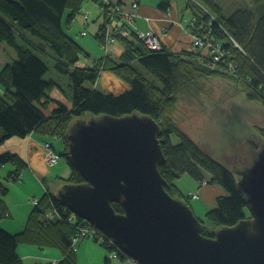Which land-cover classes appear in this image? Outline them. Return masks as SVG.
<instances>
[{
	"label": "trees",
	"instance_id": "trees-1",
	"mask_svg": "<svg viewBox=\"0 0 264 264\" xmlns=\"http://www.w3.org/2000/svg\"><path fill=\"white\" fill-rule=\"evenodd\" d=\"M95 1L107 21L104 9L107 0ZM135 1H130V10L120 1L115 2L131 12ZM177 3L178 0H161L159 8L166 11ZM184 3L193 19L190 26L194 35L206 41L203 47L195 46L193 41L187 50L173 52L165 46L151 50L132 34L119 37L124 51L118 58L107 53L92 66H83V46L65 29V22L71 25L80 12L83 0H0V43H8L17 54L16 59L0 69V148L13 137L26 138L32 134L62 139L65 147L62 155L72 169L68 178L56 177L61 186L55 191L48 186L49 194L46 191L37 200L22 232L10 233L0 228V264H19L20 244L59 248L64 254L60 264H79L73 245L76 230L63 220H51L47 224L45 213L52 206L59 212L65 209L57 195L64 184L84 182L69 158L66 136L73 120L86 114L94 118L134 113L152 117L161 126L159 139L166 161L159 170L167 181L168 193L192 206L174 184L181 174L187 173L199 183L208 179L228 192L216 198L214 209L206 213L216 228L236 226L250 216L245 194L238 186L239 170L228 169L212 159L176 126L172 115L181 94L188 93L203 77L222 74L241 82L248 99L264 106V0L245 2L229 15L218 0H184ZM25 30L37 36L41 43L29 39L23 33ZM96 38L102 40L101 36ZM215 46L226 52L220 61L212 56ZM49 63L67 76L69 103L53 97V92L62 90V85L47 79ZM104 70L114 73L128 88L121 92L99 89L97 82ZM174 137L178 138L177 143ZM47 144L56 152L51 140ZM5 165L15 167L7 177L14 181L27 162L20 154L7 151L0 153V167ZM8 193L0 181V196ZM113 207L117 213H124L121 203H114ZM7 213V207L0 204V221L9 216ZM203 234L215 236L206 229ZM102 246L111 247V251L114 248L108 237Z\"/></svg>",
	"mask_w": 264,
	"mask_h": 264
},
{
	"label": "water",
	"instance_id": "water-1",
	"mask_svg": "<svg viewBox=\"0 0 264 264\" xmlns=\"http://www.w3.org/2000/svg\"><path fill=\"white\" fill-rule=\"evenodd\" d=\"M160 131L155 119L138 113L76 122L66 138L84 182L64 184L58 198L139 264H264V143L237 173L251 216L213 237L203 234L191 207L166 190Z\"/></svg>",
	"mask_w": 264,
	"mask_h": 264
},
{
	"label": "rangeland",
	"instance_id": "rangeland-1",
	"mask_svg": "<svg viewBox=\"0 0 264 264\" xmlns=\"http://www.w3.org/2000/svg\"><path fill=\"white\" fill-rule=\"evenodd\" d=\"M179 1L181 0H178V2ZM218 2L222 7L226 9V13L229 15V13L237 10L240 5L243 6L245 2H250V0H218ZM68 14H70V12L67 13V15ZM78 16H80V13H77L76 19L73 20L71 25H68V23L66 24L65 22V29L67 33L71 37L80 41L78 43L83 42V40L85 39L96 40L94 24H92L91 27L87 26L85 27V29H83L80 25L77 24L76 20L80 19V17ZM102 21L103 18H100L99 22L96 23V27H98V25ZM83 30L87 32L88 37L86 35H80ZM23 33L29 39L41 43V40L37 36L33 35L31 32L25 30ZM116 44H118V41ZM97 47H99L98 44ZM47 50L53 52L50 47H47ZM11 53L14 54V57L16 59L17 54L14 48L6 42H1L0 59H7V57L10 56ZM88 53L90 54L91 58L96 57L95 53ZM102 53V58H105L106 55H104L103 51ZM49 66L51 70L47 75V79H54L62 85V90L58 91L65 99L64 101L69 103L70 98L67 99V96L70 89L67 76L57 72L54 68L53 63H49ZM148 76L151 77V75L149 74ZM99 89H101V87H99ZM247 96L248 95L245 90V86H243L241 82H235L234 80H230L224 74H222L221 76L215 75L210 77H203L199 80L195 87L189 90L188 93L181 94V97L179 96L180 100L178 106L173 112L172 118L176 126L182 132H185L189 138H192L195 143H197L199 148L202 149L205 153H207L212 159H216L219 163H221L223 166H226L228 169H231L233 171H241L246 166L251 165L253 160L257 158V153L260 149V143H264V106H262L260 103H257L256 101H251L250 99H248ZM90 119H94V116L86 114L82 118L73 120L71 126L76 122L89 121ZM13 139L18 138L13 137L7 140L6 144L12 141ZM174 139V142L177 143L178 138L174 137ZM45 140L46 141L43 143V145H41V149L44 154V157L46 158L47 167L50 171H52V173L55 172L53 171V168L57 167L60 172L57 176L64 179L68 178L71 175L72 169L67 159L64 157V155H62L65 149L62 139L46 138ZM48 140H51L52 143L56 145V152H54L52 148L47 145ZM53 153L56 155H53ZM52 155L54 160H49L48 158ZM56 162H58V165L56 164L57 166L55 165ZM1 168L2 167H0V169ZM23 171H30V167L26 166L22 170L18 179L16 178V180L14 181H9L7 177L10 176V170H6V173L4 174H2L0 170V179L6 177L1 181V183L3 184V181L15 183L16 181H21L24 177ZM42 183L45 192L47 191V193L49 194L48 186L51 188V190L57 189L58 183L61 182L59 181L57 183V187H55L54 185L50 186L49 183H46L45 180H42ZM174 184H176L181 193L186 196V199L193 203V205L190 207L193 210L194 214H196L197 217L202 221L204 228L212 234L216 232L218 228H216L215 225L209 221L206 213L214 209L217 203L215 202L216 198H218L219 196H226L228 192L224 190V188L219 184H211L208 179L204 180L203 183H199L187 173L181 174L175 180ZM209 188L211 189L210 191H208ZM51 190L49 191L51 192ZM195 194H198L197 197H195ZM6 197L7 201L9 199L10 206L16 207L21 205L32 204L33 209L36 205L35 200L40 199L36 197H30L29 200L31 202H23L19 200L17 194L13 190L11 191V193L9 192ZM64 207L65 209H63L62 212H59L56 208L52 206L45 213L46 223H50L51 220H63V223L66 222L68 226L74 228L76 230V233L73 237L74 245L77 244V242L80 240H93L96 242H98V240L99 242L105 240V233L99 230L95 225L93 226L98 229V236L101 239L98 237H96V239L98 240L88 239L84 238V236L79 234L78 229L81 230L82 228H85L86 230H89L90 227H84L85 224L79 225L78 223L73 225L72 223H70L69 220L71 218H75L79 221H82V218L79 217L75 212H72L70 209H68L65 205ZM7 214L10 216L9 212ZM48 215H50V218L48 217ZM13 216L14 218H16L17 214L14 213ZM3 219H11V217ZM83 220H85V223L91 225V223L86 219ZM113 247V251H110L111 253L108 259L123 257L124 259H129L133 262V264H135V261L125 256L119 248L115 247L114 245ZM110 249L111 247L109 248V250Z\"/></svg>",
	"mask_w": 264,
	"mask_h": 264
},
{
	"label": "crops",
	"instance_id": "crops-1",
	"mask_svg": "<svg viewBox=\"0 0 264 264\" xmlns=\"http://www.w3.org/2000/svg\"><path fill=\"white\" fill-rule=\"evenodd\" d=\"M114 1H120L122 6H125L128 9L130 8L129 3L131 0ZM183 1L184 0L179 1L177 5H174L165 11L159 8L161 0H140L139 9L136 11L138 13L135 23L136 26L143 31L149 30L156 33L163 46L173 52L190 49L193 46L192 38L194 33L190 26L193 19L190 18V12L185 8V3H183ZM84 12H88L89 14L88 25H85L83 17ZM79 13L80 16L78 17H80V19L76 20L77 24L83 29L87 26L91 27V25L94 24L95 34L100 37L99 33L105 22V19L101 16L100 5L95 0H83V5ZM100 18H103V21L100 22L98 27H96V23L99 22ZM83 32L86 31L83 30L80 35L87 36V32L85 35ZM80 44L85 51L82 55L83 58L81 60V65L92 66L94 63L102 59V51L104 52L102 48V40H98L97 38L96 40L85 39ZM97 44L99 47H97ZM123 51L124 48L122 44L118 42V44L112 48L110 55H114V57L118 58ZM88 52L95 53L96 57L91 58ZM104 55H106L105 52ZM14 59L15 57L13 53H11L7 59H0V69ZM97 86L101 87L102 90L113 92H121L128 88L126 82H123L114 73L108 70L101 72ZM52 95L58 100H65L58 89H56ZM45 139V137L32 134L26 138L13 139L0 148V153L12 151L13 153L21 154L23 156L22 158L27 162V166L30 167V171H23L24 177L21 181L17 183L3 181V184L8 188L10 193L12 190L15 191L20 201L31 202L29 200L30 197L41 198L45 192L42 180H45L50 186L54 185L57 187L59 181L56 177L60 172L57 167H54L53 171H55L54 173H57L54 174L46 165L44 154L41 149V145L46 141ZM1 167L0 170L2 174L6 173V170H10L9 173H11V171L15 169L12 165ZM5 178L6 177L1 178L0 181ZM55 190L56 189H53V191ZM210 190L211 189L209 188L208 191ZM7 197L0 196V204L5 205L7 211L10 213V216L5 218L11 217V219L1 220L0 228L5 229L10 233L22 232L26 226L28 216L33 209V205L10 206ZM14 213L17 214L16 218L13 216ZM74 247L79 264H133L132 261L124 259L123 257L108 259L111 250L93 240H80L74 245ZM18 254L21 258L19 264H60V261L64 258V254L59 248H39L38 246L28 244H20L18 247Z\"/></svg>",
	"mask_w": 264,
	"mask_h": 264
},
{
	"label": "built area",
	"instance_id": "built-area-1",
	"mask_svg": "<svg viewBox=\"0 0 264 264\" xmlns=\"http://www.w3.org/2000/svg\"><path fill=\"white\" fill-rule=\"evenodd\" d=\"M106 8L104 9L107 11V21L104 22L101 31L100 36L102 37V46L104 47L107 53H110L113 46L119 42V37L127 36L130 37L132 34L137 35L141 41L145 44L146 47H148L151 50H160L163 48V44L158 37V35L152 31H143L140 28L136 26V18L138 17V13L136 12L137 9L140 6V3L136 0L133 4V9L131 12L126 11L120 4L113 0H107ZM85 25H88L89 23V14L88 12L83 13ZM85 35L86 32H83ZM192 41H195V46L203 47L206 44V41L202 37H196L193 35ZM226 52L223 51L220 47L215 46L213 49V57L215 61H220V59H223V55ZM49 147L50 145L47 144ZM53 155H56L53 153ZM53 155L49 157V160H54ZM58 162L55 163V165ZM198 194H195V197H197ZM37 203V200H35ZM51 215V214H50ZM50 215L48 217L50 218ZM70 223L73 225L78 224L84 225V227H90L89 230H86L85 228H82L81 230L78 229V233L84 236V238L88 239H96V237L100 238L98 236V229L94 227L92 224L85 223V220L82 219V221L76 220L75 218H71ZM77 233V234H78ZM95 237V238H94ZM106 237V236H105ZM101 239V238H100ZM76 240V239H74ZM112 246L114 245L117 247L114 242L110 239ZM99 242V240H98ZM101 245H103L102 242H99ZM118 248V247H117ZM120 252V251H119ZM116 253V252H115ZM121 253V252H120ZM117 254V253H116ZM135 261V260H134ZM135 264H139L137 261L134 262Z\"/></svg>",
	"mask_w": 264,
	"mask_h": 264
},
{
	"label": "bare ground",
	"instance_id": "bare-ground-1",
	"mask_svg": "<svg viewBox=\"0 0 264 264\" xmlns=\"http://www.w3.org/2000/svg\"><path fill=\"white\" fill-rule=\"evenodd\" d=\"M73 245H74V241H73ZM61 262V261H60Z\"/></svg>",
	"mask_w": 264,
	"mask_h": 264
},
{
	"label": "clouds",
	"instance_id": "clouds-1",
	"mask_svg": "<svg viewBox=\"0 0 264 264\" xmlns=\"http://www.w3.org/2000/svg\"><path fill=\"white\" fill-rule=\"evenodd\" d=\"M110 239V238H109Z\"/></svg>",
	"mask_w": 264,
	"mask_h": 264
}]
</instances>
